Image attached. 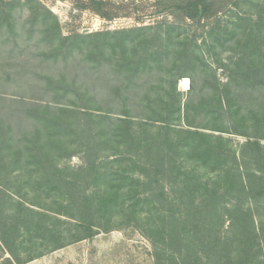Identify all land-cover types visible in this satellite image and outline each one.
Segmentation results:
<instances>
[{
    "label": "trees",
    "instance_id": "16d2710c",
    "mask_svg": "<svg viewBox=\"0 0 264 264\" xmlns=\"http://www.w3.org/2000/svg\"><path fill=\"white\" fill-rule=\"evenodd\" d=\"M243 1L237 0L235 5ZM81 4L82 8H90L105 18L117 17L127 8L111 0H89ZM178 7L188 18L202 21L210 17L215 4L211 0H182ZM41 9L55 19V30L64 45L75 39L96 40L91 53L99 51L108 39L116 47L113 40L119 34H124L119 44L126 47V34L131 31L139 33L142 49L140 45L133 47L131 54L120 64L128 63L136 72L140 67L152 68L155 62L158 63L155 66L167 65L172 71L198 64V60L204 62V58L196 52L200 48L198 36L186 35L182 39L181 31H178L174 37V30L182 28L174 23L161 21L157 25L129 30L65 36L56 15L45 6ZM236 16V20H249L239 13ZM218 23V26L211 27L210 35L223 29L220 28L224 25L222 21ZM251 24L248 22V25ZM251 32L245 35V40H239V47L242 48L232 65L223 63L231 73L235 72L233 80L236 79L239 86L264 84V43H260L258 35ZM174 38L175 44L172 43ZM64 45H60V49ZM69 45L74 47L73 43ZM252 55L260 59H251ZM150 58L153 59L151 63ZM184 77H190L193 82V77L185 71L176 77L173 82L176 93L166 100L164 107H150L148 117L143 114L138 118L135 116L142 118L140 122L120 118L121 126L118 124L110 136L108 132L103 137L104 130L95 133L90 149L83 141L77 142L78 129L86 120L96 121L97 115L91 112L87 118L84 111L72 107H55L56 113L48 119L44 117L47 122L44 126L49 128L44 133L36 131L29 140L30 146H18L12 150L8 146L11 135L4 140L6 136L0 133V153L3 154L0 172L12 174L25 170L20 162L21 154L29 157L32 165L45 167L54 163L52 166L55 165L56 171L52 174L48 172V177L42 180L53 186L35 191L31 199L34 205L46 210L42 211L45 212L41 213L42 216L54 212L72 217L79 224L87 225V236L113 230L122 225L119 222L129 221L154 241L157 264H264V111L239 116L243 107L231 105L236 102L239 93L236 95L231 91L235 95L230 94L227 82L221 88L217 87L219 90L211 107L202 103L194 107L198 111L205 109L213 118L211 127L188 121V127L177 128L175 123L182 119V99L178 98L180 91H177V85L178 80ZM49 81L58 85L66 82L67 78L53 77ZM148 98L149 101L152 99L151 96ZM226 113L234 114L232 123L225 121ZM186 118H189L188 114ZM130 123L142 128L144 135L134 136L139 130ZM150 127L160 128L152 135L148 132ZM80 130L81 133L86 132ZM225 133L243 135L247 140L238 151L233 147L232 138ZM63 135L67 137L62 138ZM99 137L103 139L99 140ZM124 141L126 145L122 147ZM71 147L74 148L73 153L80 152L84 157L89 153L91 156L76 168L60 167L57 160L66 154L63 151L68 152ZM138 151L141 153L139 158L132 155ZM8 153L11 160L6 159ZM198 167L208 170V174H197ZM49 193L55 195L54 206L39 201ZM7 202L0 193V238L5 250L14 257L7 260L9 264H22L17 251L19 245L14 238L18 235V222L24 217L19 208L18 213L12 211L7 215ZM21 205L19 201L18 206ZM10 216H14L17 222L10 224L6 218ZM120 217L122 221H115ZM33 220L27 216L24 218L29 232L38 227V222Z\"/></svg>",
    "mask_w": 264,
    "mask_h": 264
},
{
    "label": "rangeland",
    "instance_id": "374dc122",
    "mask_svg": "<svg viewBox=\"0 0 264 264\" xmlns=\"http://www.w3.org/2000/svg\"><path fill=\"white\" fill-rule=\"evenodd\" d=\"M88 1L0 0V133L6 136L4 140L11 135L8 144L10 149L28 146L29 140L38 130L46 132L45 129L49 127L44 126L47 123L44 117L48 119L56 113L55 107H72L84 111L87 118L91 112L97 115L96 121L86 120L81 123L80 128L78 127L79 137L76 135L77 142L83 141L90 149L95 141V133L104 130L101 135L106 137L105 134L109 132L110 136L118 124L121 126L120 118L126 117L132 119V122H140L142 118L137 119L138 116L143 114L148 117L150 107H164L166 100H170L171 95L176 93L173 82L183 71L193 77V82L188 77L190 85L185 87L183 78L178 80L177 91H180L178 98L182 99V119L175 123L177 128L188 127V121L195 125L211 127L213 118L205 109L198 111L194 107L199 103L211 107L210 104L214 102L213 99L219 90L217 87L221 88L227 82L230 94L239 93L236 102L231 104L232 107H243L239 116L264 111V84L239 86L237 80H233V75L236 78L235 72L231 73L230 69L223 65H232L237 59L242 48L239 47V40H245V35L251 32V29L258 35L259 42L264 43V0H244L237 6V0H211L215 7L210 17L202 21L192 20L180 10L178 5L182 0H111L117 5L127 7L114 18H105L90 8H82L81 3ZM41 6L47 7L56 15L65 36L129 30L145 25H157L161 21L180 25L182 28L174 30V37L178 31H181L182 39L186 35L196 34L200 45L196 52L204 58V62L198 60V64L181 70L175 68L173 71L169 70L170 66L167 68V65L155 66L158 64L155 62L152 68L140 67L137 72L133 71L128 63L125 62L126 66L122 65L123 67L120 64L131 54L133 47L140 45L139 33L131 31L126 34V47L119 44L124 35L119 34L113 40L117 44L116 47L115 44H110L108 39L107 44L99 51L94 50L96 53H91L96 40L75 39L64 45L55 30V19L44 13ZM237 13L248 17L249 20H236ZM259 19V23L255 24ZM219 20L226 26L220 25L223 29L215 30L214 34L210 35L211 27L218 26ZM248 22L252 24L248 25ZM234 23L238 25L235 26ZM175 40L176 38L172 43L175 44ZM70 43L74 44L73 48H70ZM145 43L147 44L146 41ZM60 45L64 46L60 49ZM139 48L142 49V45ZM152 58L149 59L150 63ZM250 58L260 59L259 56L256 58L253 55ZM61 76H65L67 81L58 85L50 83L49 78ZM65 89L69 91L64 92ZM150 96L152 99L149 101ZM233 117V113H226L224 119L232 123ZM130 124L139 130L134 136L144 135L142 128H138L135 123ZM159 128L150 127L148 132L155 135ZM80 129L86 132L81 133ZM224 135L232 138L233 147L238 151L241 149L240 145L247 140L246 136L239 134ZM65 137L67 136H62ZM102 139L99 137V140ZM123 145H126V141L122 142V147ZM73 151V147L68 152L63 151L66 154H62L57 160L60 167L76 168L91 156L87 153L84 157L80 152ZM140 151L132 155L139 158ZM10 155L8 153L7 160L12 159ZM21 155L20 162L25 170L12 174L0 172V193L8 200L5 204L7 215L12 211L18 213L19 208V213H22L24 218L27 216L38 222L34 232L25 228L24 218L18 222L19 231L14 240L19 245L17 251L22 264H157L154 241L129 221L119 222L122 225L113 230L98 231L92 236H87V225L79 224V221L72 217L54 212L42 216L41 213H45L42 211L46 210L34 205L35 202L31 199L34 198L35 191L53 186L42 180L48 177V172L52 174L56 171L55 165H32L29 157ZM2 158L3 154L0 153V160ZM187 166L191 168L188 163ZM208 172L203 167H198L197 174L206 175ZM168 188L170 190V187ZM41 200L49 206H54L55 195L45 194L39 199ZM19 201L22 203L20 207ZM6 218L10 224L17 222L14 216ZM115 221H122L121 217L115 218ZM12 257V254L5 250L0 238V264H9L7 260Z\"/></svg>",
    "mask_w": 264,
    "mask_h": 264
},
{
    "label": "bare ground",
    "instance_id": "6f19581e",
    "mask_svg": "<svg viewBox=\"0 0 264 264\" xmlns=\"http://www.w3.org/2000/svg\"><path fill=\"white\" fill-rule=\"evenodd\" d=\"M183 82L185 83V87H189L190 85V79L188 77L183 78Z\"/></svg>",
    "mask_w": 264,
    "mask_h": 264
}]
</instances>
